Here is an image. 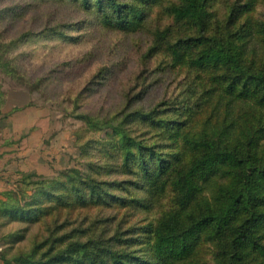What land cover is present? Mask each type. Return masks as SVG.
Wrapping results in <instances>:
<instances>
[{"label": "rangeland", "instance_id": "rangeland-1", "mask_svg": "<svg viewBox=\"0 0 264 264\" xmlns=\"http://www.w3.org/2000/svg\"><path fill=\"white\" fill-rule=\"evenodd\" d=\"M121 1L144 8L138 27L106 26L76 0H0V264L155 262L152 230L178 210L177 194L166 177L152 188L123 133L169 158L191 153L162 123L125 116L173 115L192 78L160 51L145 56L154 32L171 24L159 2ZM232 1L213 5L223 14ZM29 174L46 181L20 200L34 222L2 197ZM214 190L211 183L200 195ZM215 251L202 240L183 264H215Z\"/></svg>", "mask_w": 264, "mask_h": 264}, {"label": "trees", "instance_id": "trees-1", "mask_svg": "<svg viewBox=\"0 0 264 264\" xmlns=\"http://www.w3.org/2000/svg\"><path fill=\"white\" fill-rule=\"evenodd\" d=\"M76 1L100 14L104 25L121 29L138 27L145 12L132 1ZM144 1L159 2L171 19L169 26L154 32L145 56L160 51L169 66L184 69L192 78L189 94L177 106L185 110L184 119L176 116L177 107L172 108L174 120L166 114L169 109H162V119H157L156 108L125 116L162 123L171 130L169 137L180 139L191 153L188 158L176 151L169 158L157 146L123 133L125 143L134 144L152 188L166 177L177 194L178 210L152 230L153 264H183L202 240L214 244L215 264H264V0H234L223 14L215 0ZM191 95L197 106H190ZM196 127L201 130L194 131ZM144 152L152 168H146ZM38 177L25 175L19 192L2 194L12 214L25 215L28 222L36 216L20 200L28 188L46 184L34 181ZM211 183L215 190L200 195ZM116 262L122 264L117 257Z\"/></svg>", "mask_w": 264, "mask_h": 264}]
</instances>
